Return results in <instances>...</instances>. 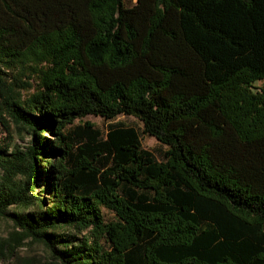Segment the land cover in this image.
Wrapping results in <instances>:
<instances>
[{
	"label": "trees",
	"instance_id": "16d2710c",
	"mask_svg": "<svg viewBox=\"0 0 264 264\" xmlns=\"http://www.w3.org/2000/svg\"><path fill=\"white\" fill-rule=\"evenodd\" d=\"M0 124L1 262L264 264V0H0Z\"/></svg>",
	"mask_w": 264,
	"mask_h": 264
},
{
	"label": "rangeland",
	"instance_id": "374dc122",
	"mask_svg": "<svg viewBox=\"0 0 264 264\" xmlns=\"http://www.w3.org/2000/svg\"><path fill=\"white\" fill-rule=\"evenodd\" d=\"M135 3V0H124L125 6H131ZM24 79V78H23ZM26 80V78H25ZM30 82L32 86L28 88L27 90L23 91V94L25 96H29L33 91L37 90L39 88V79L36 75L30 79ZM258 84V83H257ZM91 122L93 124V127L96 128L101 138H105L107 131L112 127L115 126H131L133 127L137 133H138V139L140 142V146L142 149L147 150L151 156L157 160L160 161L164 158V153L167 149V146L161 142H159L155 137L150 136L146 133L142 132V125L141 122L135 118L132 115H126V114H119L115 118L112 119H104L100 116H96L93 114H88L80 119H76L70 126L69 129L77 128L78 126H82V124L85 122ZM11 128H13V125L10 123ZM10 128V127H9ZM48 136H51L47 134ZM18 135L14 132H12V129L8 130L5 127H3L0 124V145H9L12 144L13 141L17 143H23L22 140L17 138ZM26 139V137H25ZM24 139V140H25ZM104 218L105 220H113L115 218V215L112 211L102 208ZM12 229L11 222L7 219L0 218V237H4L8 234V232ZM26 248H21L20 254H29V255H35V256H42L43 251L41 246L38 244H31L27 246ZM0 264H9L8 262H1Z\"/></svg>",
	"mask_w": 264,
	"mask_h": 264
}]
</instances>
